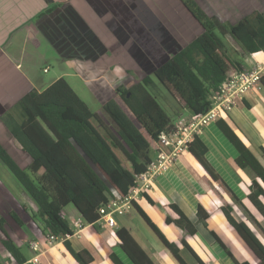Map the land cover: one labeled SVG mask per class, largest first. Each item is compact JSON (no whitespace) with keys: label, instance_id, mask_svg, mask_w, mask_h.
<instances>
[{"label":"trees","instance_id":"1","mask_svg":"<svg viewBox=\"0 0 264 264\" xmlns=\"http://www.w3.org/2000/svg\"><path fill=\"white\" fill-rule=\"evenodd\" d=\"M182 1L199 22L202 31L155 67L151 74L175 98H180L192 114H205L211 108L210 97L230 75V70L240 69L228 54L223 38L235 41L246 54L263 51L264 12L256 11L236 23H226L215 15H208L195 0ZM62 5L63 1H57L44 13ZM84 23L82 29H79L77 19L71 18V34L81 31L80 38L87 40L90 45L92 39H89L92 34L96 35ZM74 39L75 46L82 43L79 38ZM87 48L89 46L86 45V50L78 49L76 59L84 55ZM98 50L99 55L107 48H101L100 45ZM125 72L122 83L116 84L114 91L126 108L116 97H111L104 101L101 112L92 111L68 80L60 77L44 90L39 92L32 89L20 99V120L16 121L11 113L1 117L17 146L30 156L31 162L27 167H22L1 142L0 161L36 205V212L31 214L33 221L42 225L38 223L45 236L55 235L58 240H64L66 248L78 264H90L94 259L88 250L76 251L67 239L74 231L64 216V208L72 204L87 224L95 226L101 218L100 208L103 205L111 198L130 195L132 188L137 186V177L153 161L152 144L157 145V150L161 148L160 134L170 132L175 125L149 90L154 84L151 74L135 79L130 75L131 70ZM102 113L114 127L106 124ZM216 122L239 153L235 164L254 175L248 199L261 220H264V166L224 120L219 118ZM260 149L264 154V148ZM188 151L211 179L220 188H225L220 176L207 162V148L198 137L189 144ZM140 195L154 203L146 192ZM232 198L234 203L241 204L233 193ZM132 203L179 263L187 264L180 255L179 246L165 237L135 200ZM170 207L176 217L168 216L166 222L194 235L196 224L176 204ZM221 210L231 227L256 256V264H264L263 225L252 215L248 217L252 225L237 219L231 204L223 205ZM197 215L199 222L207 227L208 213L201 205ZM14 219L19 221L15 215ZM211 233L235 264H251L249 261H239L218 235L213 231ZM115 234L120 248L134 264H155L128 228L118 227ZM182 243L193 254L196 264H206L185 241ZM0 247L10 255L14 264L26 262V256L8 234L2 217ZM109 257L114 264H122L113 253Z\"/></svg>","mask_w":264,"mask_h":264},{"label":"crops","instance_id":"2","mask_svg":"<svg viewBox=\"0 0 264 264\" xmlns=\"http://www.w3.org/2000/svg\"><path fill=\"white\" fill-rule=\"evenodd\" d=\"M114 1L116 0H93L94 5H92L91 0H88L87 4L80 0H74L71 7L77 11L86 27L90 28L100 40L101 47L107 48L101 57L114 58L117 53L122 52L125 57L121 59L120 63H129L130 66L126 67L130 68L129 70H136L137 74L142 67L134 61L136 49L132 50V48L141 45L147 49L145 53L142 51V59H145V62L156 56L161 59L163 56L161 47H174L182 44L185 36L200 26L182 0H166L165 2V6L169 5L170 10L172 9L170 15L176 18L178 24L171 25L168 17L161 13L160 7H151L146 0H142L151 15L156 18L152 19L149 14H143V18L140 15H137L136 18L133 16L134 20L131 22L134 25L129 24L130 26L125 19L121 18L122 11L117 10L116 4H113ZM195 1L208 15H215L226 23H236L256 11L264 12V0ZM50 3L46 0H0V142L19 164L25 165L24 167L30 164L31 158L17 146L12 133L1 117L6 113H11L20 120L18 105L20 99L32 89L39 92L45 89H37L38 78L34 71L35 64L39 62L35 49L38 48V45L40 46L41 40L46 39V42L62 52V56H65L71 46V19L66 14L67 9L63 8L57 13H44ZM178 12H181L180 15ZM155 13L162 21L157 22L158 18ZM124 14L126 17L128 16L127 13ZM153 22L155 23L154 29L158 33L153 32V29L149 27ZM77 26L81 29L78 24ZM144 28L148 31L147 36L140 33ZM129 32H131V36H129ZM169 33L173 37H170ZM167 37L169 40L165 42ZM59 46L61 49L58 48ZM230 46L234 49V54L240 56L237 59L234 54L230 55L240 69H251L255 62L264 64V50L246 54L235 41L228 38L226 40L227 49ZM108 47L112 53L111 51L108 53ZM32 48L34 52L30 51ZM63 48H65L64 51ZM124 48H127V51ZM26 49H29V53ZM102 61L105 60L101 59L100 62ZM116 65L114 68L118 67ZM234 70L232 68L230 72ZM125 73L122 72V76ZM183 108V114L187 117L192 115L185 106ZM182 113L177 117L182 116ZM177 117L174 123L178 120ZM220 118L236 132L264 166V154L260 149L264 148V79L256 89L246 94L237 107ZM198 138L207 148L205 154L207 162L220 176L225 188H220L193 154L185 150L166 170L150 181L147 189L140 190V193L146 192L154 203L139 193L134 200L165 237L179 246L180 255L187 264H196L197 262L189 249L183 245V241L206 264H235L211 231L218 235L239 261H249L254 264L257 261L254 260L253 252L231 227L221 210L223 205L231 204L237 219L244 220L251 225L248 217L250 218L252 215L262 224L260 216L248 199L249 187L254 175L251 171L243 170L235 164L239 153L220 130L216 121L208 123ZM151 154L154 160L157 155L155 143L152 144ZM232 193L241 201V204L234 203ZM7 194L8 191L0 188V201L5 208L4 215L1 217L5 220L8 234L26 256V261H29L35 254L30 243L43 240L45 236L41 229L42 225L39 223L40 226L31 218V214L36 212L37 207L23 191V200L14 199L15 202L11 201ZM171 204H176L196 224L197 231L194 235L188 234L173 223L166 222L168 216L176 217L170 207ZM199 205L208 213L207 227L198 220ZM66 208L63 210L64 216L65 213L68 215L67 219L74 231L73 235L67 239L76 251L84 249L89 251L94 259L90 264H114L109 257L111 253L122 264H134L120 248L119 240L115 234V230L122 226L130 230L155 264H180L133 203L125 213L115 214V228L108 227L101 218L95 223V226L87 224L75 207ZM137 214L143 218L146 224ZM14 215L19 221L14 219ZM77 222L80 223V228L75 226ZM42 249L44 253L40 257V264H78L66 248L64 240L59 239L53 245L42 244ZM7 261L14 264L10 255L0 247V264Z\"/></svg>","mask_w":264,"mask_h":264},{"label":"rangeland","instance_id":"3","mask_svg":"<svg viewBox=\"0 0 264 264\" xmlns=\"http://www.w3.org/2000/svg\"><path fill=\"white\" fill-rule=\"evenodd\" d=\"M127 6L128 5L124 7L126 8ZM178 13L180 15L181 12H178ZM133 16L134 14L130 15L129 13L127 18L131 17V20H134ZM201 29L202 28L200 26H198L197 28H194L192 32H190L189 35L185 36V38L183 39V43L182 44L180 43V45H176L174 47H166L162 45L163 47H161V49L163 51L161 53L163 54V56L161 59H158L156 56L155 58H149V61L145 62V59H142L143 57H142L141 52L143 51L145 53V50L147 49L143 48L141 45L137 46L136 48H132V50L136 49L135 50L136 57H133V59L142 68H141V71L138 72V74L136 73V70H131L130 75H132L135 79H139V77H143L144 75L151 74L155 67H157L162 61H164L168 56L173 54L175 51L179 50V48H181L183 44H185L190 38H192L197 33H199ZM169 35L170 37H173L170 33ZM129 36H131V32H129ZM226 39H227L226 37L223 38L225 43H226ZM45 40L44 39L41 40L42 43L40 44V46L38 45L37 49H35L37 50L36 51L37 57L39 59V62L35 64V67H34L35 76H37L38 78V83L36 84L38 86L37 89L38 90L44 89L48 85H50L52 82H54L56 79L60 77H65L68 80V82L71 84V86L74 88V90L77 92V94L88 104V106L90 107L92 111L101 112L102 104L104 103V101L107 100L108 98L116 97L114 87L116 84L122 83L123 81L122 72H125L126 70L130 69L126 67V66H130L129 63H120L121 59L125 57V54H123L122 52L117 53V55L114 58H108V57L103 58L101 57L102 54H99L95 58H90L88 54H84L80 58L75 60L72 57L62 56L61 51L51 46ZM98 41H99V44L101 45L99 39ZM59 43L61 44V42ZM58 48L61 49V46H59ZM236 48H238V46ZM26 50L29 53V49H26ZM64 50L65 48H63V51ZM124 50L127 51V48H124ZM30 51L34 52V49L33 48L30 49ZM109 51L111 50L108 47V53ZM228 51H229L228 52L229 55L234 54V49L231 46L230 48L228 47ZM69 55L73 56L74 52L73 51L69 52ZM234 56L237 59L240 58V56L237 54H234ZM101 59H104L105 61L100 62ZM111 61H113V63L114 62H118V63L113 64L111 63ZM114 65L118 67L114 68ZM45 68L47 69V71L45 70ZM151 78L154 81V84L151 85V87L149 88L150 92L157 98V101L162 106V108L166 111V113L173 120H175V118L180 113H182L184 110L182 100L178 97L175 98L174 95H172V93L161 82H159V80L156 78L154 74H151ZM116 100L121 105H123V107H125L120 97L117 96ZM129 114L131 117H133L131 113ZM102 116H104L103 119L105 120L106 124L109 127H114L113 123L110 122V120L104 113H102ZM182 116L187 117L183 113H182ZM182 116L180 115V117ZM15 120L17 121L18 118L15 117ZM196 137H198V135L194 137V140L196 139ZM155 159L156 157L154 158V160ZM20 165L22 167L25 166L23 165V163H20ZM0 188H2V190L8 191L7 197H10L11 201L15 202L14 199L23 200L22 187L17 182L15 177L11 174L9 169L1 161H0ZM66 207H67L66 209L74 208L72 204ZM0 208H1L0 209V218H1V216L4 215L3 210L5 209L3 207L2 201H0ZM65 216L66 218H68L67 217L68 215L66 213H65ZM140 219L143 221V223L146 224L143 218L140 217ZM261 221L264 227V220H261ZM36 223L38 224L39 222L36 221ZM254 260L258 261L255 255H254ZM255 263L257 262H254V264Z\"/></svg>","mask_w":264,"mask_h":264},{"label":"built area","instance_id":"4","mask_svg":"<svg viewBox=\"0 0 264 264\" xmlns=\"http://www.w3.org/2000/svg\"><path fill=\"white\" fill-rule=\"evenodd\" d=\"M47 71V69H45ZM264 79V64L255 62L251 69L235 70L219 86V89L210 97L211 108L205 114H192L189 117H179L174 123V129L170 132H162L159 136L161 148L157 150L156 159L148 164L144 173L136 179L137 186L133 187L130 195L110 199L106 205L100 208L101 219L110 227H116L115 214L125 213L134 198L140 194L141 189H147L150 181L158 174L166 170L179 155L188 150L189 144L193 142L196 135H200L204 127L213 121L218 120L223 114L231 111L245 98L246 94L258 87ZM75 226L81 227L80 223ZM58 242L55 235L44 236L43 241L37 240L30 243L34 251L33 257L22 264H40L42 256V244L53 245ZM3 264H13L7 261Z\"/></svg>","mask_w":264,"mask_h":264},{"label":"flooded vegetation","instance_id":"5","mask_svg":"<svg viewBox=\"0 0 264 264\" xmlns=\"http://www.w3.org/2000/svg\"><path fill=\"white\" fill-rule=\"evenodd\" d=\"M48 3L49 6L53 3H57V1H63V5L62 6H58V7H54V9L49 12V13H57L59 12V10L63 9V8H66L67 9V13L69 16H70V19L73 18V19H77V23H79L78 25L80 26V28L82 29V26L81 24L83 23L81 17L78 15L77 11H75L71 5L73 4V1L74 0H46ZM92 1V0H91ZM148 2V4L151 6V7H160V11L161 13L164 14V16H167L168 17V20L170 22L171 25H175V24H178L179 22L176 20V18L174 16H171L170 15V6L169 5H166L165 6V2L166 0H146ZM80 2L84 3V4H87L88 0H80ZM93 2V1H92ZM116 4V7H117V10H120L122 11V19H125L127 24L129 25H134L132 22H131V17H126V15L124 13H130L131 14H134L135 18L137 17V15H140L142 18H143V14H149L150 16H152V19H155L156 17L151 15V12L149 9H147L146 6H144V2L142 0H116L113 2V4ZM128 5L126 8L124 6ZM128 9V11H127ZM133 11V12H132ZM157 18H158V21H162L159 17V15L157 13H155ZM136 20V19H135ZM109 22V20H107ZM154 21V20H153ZM125 23V22H124ZM129 25V26H130ZM154 26H155V23H151V26H149L151 29H153V32H156L158 33L155 29H154ZM78 27V26H77ZM141 35H145L147 36L148 34V31L145 30V28L140 31ZM79 38L80 41H82V43L79 45V46H75V40H73V38ZM80 37H82L81 35V31H75L74 34L72 35L71 34V46L68 48V50L66 51L65 53V56H68V57H72L73 59L76 58V53H77V50L78 49H81V50H86V45L89 46V48H87V52L84 51L83 54H88V56L90 58H95L97 57L98 55V48L100 49V44H99V41H98V38L96 36H94L92 34L91 38L89 40L92 39L91 41V44L88 45L87 44V40H83L81 39ZM167 40H169V38L167 37L165 39V42H167ZM82 44L85 46L82 47ZM102 48V47H101ZM74 49V50H73ZM73 51L74 52V55L71 56L69 55V52ZM142 53V52H141ZM79 56V55H78Z\"/></svg>","mask_w":264,"mask_h":264},{"label":"water","instance_id":"6","mask_svg":"<svg viewBox=\"0 0 264 264\" xmlns=\"http://www.w3.org/2000/svg\"><path fill=\"white\" fill-rule=\"evenodd\" d=\"M50 1H52V0H50Z\"/></svg>","mask_w":264,"mask_h":264}]
</instances>
